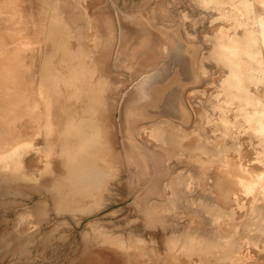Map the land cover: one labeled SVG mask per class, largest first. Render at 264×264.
I'll return each mask as SVG.
<instances>
[{
    "label": "bare ground",
    "instance_id": "6f19581e",
    "mask_svg": "<svg viewBox=\"0 0 264 264\" xmlns=\"http://www.w3.org/2000/svg\"><path fill=\"white\" fill-rule=\"evenodd\" d=\"M86 1H83V3H85ZM163 1H161V3ZM80 3L81 4H79V6L83 5L82 2ZM175 3L176 2H174V4ZM33 4L35 5L34 2ZM40 4L41 5H39L38 7H41L43 12L41 11L39 13V19L37 16L38 14H36L34 11L33 12L36 15L32 14V16H35V18L36 17L37 18L35 19L31 16L34 19V21L38 20L39 24L35 23L34 21L31 22L30 20H29L30 22L28 21V23L33 24L34 22V25L40 26V27L38 26L34 27V29L37 28L39 31L38 30L36 31L32 28V30H34L33 36H35V33L40 32L36 36L38 37L41 36L42 41L46 42V44L48 41L50 45H53L51 47L53 50L50 49L51 52L50 50L49 51L47 50L49 48L45 50L50 52L52 56L57 55V57H59L58 66L52 68L51 65H48V64L49 63L55 64L56 60L54 59V57L51 58L50 53H48L47 56H49L51 59H54V61L51 60L52 62H50L49 61L50 59L44 56L46 60L48 59V61L43 59L45 60L44 61L45 65L42 67L46 69L44 68L42 69V70H45L44 72L40 71L43 73L39 72L40 74H43V75H41L40 77L38 76L39 73L36 74V76H38V78L36 79L34 78L35 75L34 76L31 75V77L34 78V80H31L33 82L38 81L37 79H39L40 77V80L38 81V85L36 86L37 88H34L35 93L33 91V85H32L33 82L29 83L28 81L27 83V84H30V87H31L29 91L30 90L33 91L32 93L35 95V97H37L38 100H40L38 101V104L40 102L41 103L40 107L42 106L41 108L42 110L39 109V112L37 110V112L39 113L38 114L39 118H38V122L36 121L35 123L36 126L32 125L31 127L35 128L34 132L36 135H41L40 137L43 136L42 137L43 139L41 138L43 140V141L41 140L43 142L41 143V146L43 145L44 148L40 149L41 147L40 148L38 147L40 150L38 148L36 149V147H34L35 145L34 146L32 145L33 142L31 143L29 142L30 141L29 138L28 139L26 138L25 139L26 141L23 139L24 141H21L23 143H21L20 141H18L17 143L16 142L13 143L14 142L13 141L11 144L9 143L11 142V139H9L10 137H7L8 135L7 133L6 137L9 140L5 139L6 137L4 138V141L2 137L0 140V175H4L6 178H11V179L24 178L23 164H24V168H27L29 166L31 167L32 166L31 164L34 163V161L30 162L29 163L30 165L27 163V165L29 166H26V162H24L23 160V155L24 153H27L31 149L36 150L37 152H34V150H32L34 152V156L40 155L39 157H41V160L39 157L36 158L37 162L40 161L41 165L44 164L43 168L42 166L40 167L42 170L40 169L41 173L39 174H41V176L43 174L44 176L42 177L46 179L47 177L45 176L47 175L48 177L50 176L49 177L50 181L49 179L48 181L46 179H45L46 181L45 180L42 181L40 180L42 179L41 177L39 178V180L44 182L43 184L45 186H51L52 194L50 193L49 194L52 195L51 198L53 201V204H52L53 211L56 210L57 213L60 211H64V212L74 211L75 213V211L76 212L77 211L88 212L90 210L97 208L100 205L102 195L106 189V185L108 181L112 180L116 176V173L119 170L118 168L120 167L122 168V166H124L130 172V174L133 173L131 177L133 176L134 182L135 180L148 182L147 184H144V186L140 187L142 188V191L135 193V195L137 194L136 195L137 198L135 197L136 199H134L133 202H135L134 204H135V208L137 209V211H139L144 217L143 219L146 223L145 225L154 226V224L164 223L161 214H164L163 209H166V208L165 207L163 208V205H160L161 202H163L162 199L164 198V194H165L164 189H166L167 191L166 193H168L167 196L165 195L167 198V200H165L167 202V209L171 211L175 209L174 210L175 212L177 210L176 203L179 202L185 195L180 189L185 187V190L184 189L183 190L187 191L188 189V192H189L190 188H193V182H192L191 177H187V176L182 177V175L172 176L171 174H170L171 176H169L168 174L169 172L167 171V169L163 168V164H164L163 159H165V157L168 158L170 156H173V157L177 156L175 158L178 159V156L180 157V155L183 154V151L186 152V150L190 149L186 147L193 144L194 148L191 150L192 151L194 150L195 152L191 155L189 154L188 156L189 157L191 156L193 160L192 162H194L193 164H197L199 168L202 170L201 172L202 180H205L204 177L206 173L204 171L208 169L206 168L207 166L205 167V165L209 164V162L213 160L211 165L209 164V166L211 167L214 166V169L212 168L213 169L212 170L213 175L211 178L212 180L210 179L212 182H209L210 184L212 183V185L211 186L209 185V187L212 188V191L210 193L213 194V200L211 201L213 203L212 205H210L201 200L193 202V199L187 200L185 197L184 198L188 202H190V204L191 203L195 204L202 210V212H205L207 214L209 222H211L213 226L214 234L212 235L213 238H207L205 236L199 235L196 233V231H198L196 229L198 228H195L193 226L194 227L193 230H195V233L184 232L183 234H180V235L173 234V236L171 235L170 237L168 236L167 240L165 241L168 246V250L170 252L171 258L175 259V255L179 253V254L184 255L185 259L188 260V263H186L187 260L186 262L183 261L186 264H191L194 261L199 262L200 264H264V0H182V8L184 10V12L181 14L182 20L193 21L195 23L194 25L200 24L206 20L208 26L211 27L210 35H211L212 45H210L211 48L208 54V59L213 62L214 67L216 71L218 72L217 75H219V77L217 76L218 87L215 89L217 93H215L212 96L211 95L208 96L209 103L213 111L212 113L213 115L212 116L210 115L211 116L210 119H206L207 116L205 115L206 117H204V119H206L205 124L208 125L209 127V129L207 127L205 129L210 130L213 136L215 134L217 135L216 136L217 140H215L216 142L211 143V146L213 145L214 152L213 151L211 152L208 149V146L206 145H210V143L209 144L204 143L203 137L200 135L199 132L197 131L191 132L190 130L191 135H187V136L188 137L192 136V134L194 136L192 138L190 137L191 140L185 139L186 136L184 138V134H187L186 133L187 131L185 132L183 130L184 127L178 128L177 127L178 125L176 126L174 124L176 121L175 122L173 121L174 123H172L169 120L173 117H174V120L176 118L177 120H180L181 122H185L189 120L188 112H186L184 108H181L182 104L179 105V101L181 102V100H179L181 99L179 95L182 96L183 94H185V90L188 87H190L193 83L197 82L199 75L200 74L203 75L206 72L204 71L203 66H201L200 64L201 62L198 61V58L195 61L196 52H192V53L189 52L190 53L189 55H185L183 53V50L181 51L182 46L180 47V44H181L180 40L177 39V42H179V45L177 46L174 45L172 47V42L169 40V35H167V33L171 31L170 30L168 31L165 28L164 29L160 28L159 26L155 24L156 18L154 17V13L151 12L152 16L149 19L147 16H144V15L131 14V13L126 12V10L124 12L118 7L117 3H113V5H110L111 7L106 8L107 10H104L102 8L103 6L102 7L98 6L99 5L98 4L97 6L99 8L97 9H100L101 7L104 11L103 10L101 12L99 11L101 14L94 12L96 16H93L92 15L93 10L91 13L90 11L91 9H90L89 11L92 17L91 16L88 17L89 14L87 12H86L88 14V15L86 14L87 16L83 13L84 11L87 10L86 8L87 6L85 5L86 10L85 8L84 9L82 8V11L83 10L84 11L83 12L80 11L82 12V15L78 14L77 5L74 2V0L72 2L67 1V0H40ZM34 5H33V8H37V7H34ZM104 6L107 7L106 5ZM119 6H120V3H119ZM63 7L67 8L66 12H65V9H63ZM27 10L29 11V9ZM194 10L198 11L199 13H197L198 17L196 15L197 18L193 17L192 19L191 11H194ZM31 12H29V14ZM102 12H105V13L102 14ZM94 17L95 18L97 17V18L95 19ZM82 19L84 20L86 19V23H87L86 26H84L85 23L84 24L81 23ZM165 22L168 23L169 21L166 20ZM26 23L27 22H25V24ZM27 26L33 27L32 25H27ZM86 29L91 31L90 39L88 38V43L92 42V45L90 46L88 43L84 44L85 43L84 41H83V44L86 45L85 47L89 46V50H85L84 46L80 44L82 43L81 41L84 39V34L86 33V32L84 33V31ZM24 30L26 33L27 31L26 28H24ZM99 30L100 32H98ZM175 30L176 29H174V31ZM98 33L99 34L102 33V34L98 35ZM27 35L26 37L29 41V38L31 36L28 37L29 35L28 36ZM30 35H32V32ZM70 39H74L77 42L76 44L77 46L74 50H70L71 48L70 44H69L70 48L68 46V41ZM8 40H11V39H8ZM26 40L24 42H26ZM38 40H41V39H37V41ZM28 41H27V44H23V46L21 45L22 49L20 50H23V52L27 51V48L29 49L30 47V46L27 47L29 44H31V43L28 44ZM43 42L39 44L41 45ZM43 44L44 46L46 45L45 43ZM73 44H72V47L74 48ZM2 47L4 49L2 50L0 49V53H3L2 51L5 50L6 48L5 46H2ZM16 47L17 46H15V48ZM29 50H31V48ZM27 53L30 56L29 52ZM31 53H32L31 57H33L34 54L33 52ZM37 55L38 53L36 54V56ZM1 57H4V56L2 55ZM38 58L36 59L37 61H38ZM28 59L30 60L31 58H28ZM41 60H42V57H41ZM47 62L49 63L47 64ZM36 63H39V62H36ZM39 64L36 66H39ZM1 66L2 65H0V67ZM96 66H98L99 69L102 71L100 72V74L102 75H99L97 73L99 75L97 77H95ZM21 67L25 68V66H21ZM38 68L39 70L41 69V67H38ZM8 69L5 66L4 67L2 66L0 69V104L3 103V104L10 105L11 103H13V99L11 96L12 92L10 91V89L18 88L19 90V87H20L19 84L21 83V80L19 78L17 79V77L14 76L15 74L14 75L12 73L10 74V71ZM32 72H36V71H32ZM32 72L31 74H33ZM28 73L26 74L27 80H28V77L30 76L28 75ZM105 74L108 77L109 76H114L113 78L116 77L117 79L115 78V80H117L119 83L118 84L119 86L117 85L118 87L115 88L117 90L119 89V93L116 92L118 93V95L115 94V96L117 95V98L115 99L117 101L115 108L119 112V118H118L119 124L116 126L117 127L116 129H117V133L119 134L121 138L120 146H118L119 151H117L116 148H114V150L112 149L111 145L113 146L115 144V142L113 143V140L116 141V139H114V137H111L113 136L112 135L113 133H111L113 131L109 130V132L111 133L110 135L111 138L110 137L109 138H110V141L112 140L111 141L112 144L109 142V139L106 138L107 136H109V132L106 133L107 132V129H105L106 124H104L105 123L104 121H106V118L103 119L104 121L101 119L102 118L101 112L102 110L106 108V107L104 108V105L106 102L108 103V101L110 100L109 97H111V94H112L111 90L112 91L114 90L113 87H112L113 89L110 87L111 85L109 86V82L107 80L108 78ZM127 74H128V77L131 78L129 81L124 80V77ZM171 75L172 77L170 78ZM212 78L215 79L216 77H212ZM126 82L127 84H125ZM20 89H24V87L21 85ZM15 90L16 89H13V91ZM107 90L111 92L109 94V97L108 95L105 94V91ZM198 91L195 92V94L198 93ZM202 92H200V94H202ZM193 93L194 91L190 90L187 93V96L186 95L185 96L188 97ZM27 94L28 93H26V95ZM104 94L107 96V97L105 96V99L108 98L107 101H104ZM34 95H32V97L30 98H33ZM203 95H204V92H203ZM17 97L19 99V102H22L23 95H21L18 92ZM17 97L15 95V98ZM28 101L33 102L34 104V99L33 101H30V99H28ZM110 101H113V100H110ZM36 102H37V99L35 103ZM188 103L190 104L189 101ZM55 104L59 106L61 104V106L58 109V111L60 110L59 112H61L58 114L63 115L60 117L61 118L64 117V122L61 121V123L63 122L62 123L63 125L62 124L60 125L61 127L59 126L60 124L59 119L61 118L58 115L57 116L59 117L58 119L59 122H56L57 123L56 126L54 125L55 122L54 123L52 122V120L54 119V117H52L54 116L53 111L54 109H56ZM203 105H205V102ZM12 106L14 107L15 105H12ZM53 106H54V109L52 108ZM190 106L189 108L192 111L198 110L196 109L197 107L196 108L194 107L193 109V107L192 106L190 107ZM9 107L8 109L11 110V108ZM14 108L17 110L16 107ZM29 108H33V107H29ZM200 109H202V107H200ZM0 111H2V109H0ZM37 112L35 111L33 113H36L37 115ZM1 113L4 114V112H1ZM108 113L111 114L110 111H108ZM192 113H194L193 115H196L195 112H192ZM202 113L203 112H201V117H202ZM2 114H1V117L4 116ZM50 114H51V118H50ZM110 114L108 115L110 116ZM7 115H9V112H7L5 116ZM57 116H55V118ZM193 117L195 121L196 116H193ZM40 119H42V121ZM21 120L22 122H24L23 120H26V119L24 118ZM34 120H37V118ZM108 120L112 122L111 119H108ZM139 120H147V121L151 120L155 122H152L151 123L152 125L144 124L142 126L141 125L139 126L137 125ZM54 121H56V119ZM199 121L197 122L199 123ZM22 122L21 123L18 122V123L20 125L24 124ZM30 122L31 120H29L28 124ZM101 122H103L105 128L102 127L103 125ZM197 122H196V125H197ZM200 123L204 124V121ZM2 125L0 124V126ZM109 125H111V123ZM109 125L107 123V126ZM18 127L16 128L14 126V128H16L15 134L17 130L19 129ZM27 127L25 126L24 129ZM31 127H28L27 129H25V131H27ZM57 127L60 128V130L59 129L57 130L56 129ZM114 128L115 127L113 125L112 128H108V129L113 130ZM196 128L198 129L199 127H196ZM20 130L18 133H20ZM208 130H207V133H210L208 132ZM115 131L116 130L114 129V132ZM104 132L107 134V136L105 135ZM13 134L14 133L11 134V138ZM203 135L206 136V134H203ZM1 136H2V133H1ZM143 136L145 137L146 140L144 142L145 144L142 142L143 143L142 145L148 146L149 144L151 148H155V149L148 150L149 148L142 146L140 144L141 142H138V139L141 140L144 138ZM5 140L8 141L7 144H5L6 143ZM183 140L187 142L186 144L188 146H185V141ZM188 140L191 143L188 142ZM207 140L208 139L206 138L205 142L211 141L210 139L209 141ZM8 143L10 146L8 145ZM117 143L118 142H116V144ZM29 152L31 153V151ZM35 153L39 155H35ZM204 156H207L206 160H209V162L203 161L205 159ZM53 157H55V159H52ZM203 157L204 159H202ZM50 160H57V165L60 167V169L58 167L60 172H58L59 171L58 169H56L57 171L54 169L55 172H58V173L54 172L52 168H55L56 164L54 163L55 166L51 168V164L54 161L50 163L49 162ZM171 160L172 159H170V161ZM170 161H167V162H170ZM35 164H33V166ZM116 165H118L119 167H117ZM25 170L27 172L30 169L29 170L25 169ZM31 170L33 171V169ZM34 170H38V168ZM178 170L179 169H177V171ZM188 170L189 169H187L186 173L188 172ZM35 172H32V173L38 174L39 170ZM30 173L28 174L29 176L32 177L33 175L32 174L30 175ZM38 175L36 179L40 176ZM188 175H189V172H188ZM35 176L36 175L30 178H31V181L34 180L37 184V181L35 180ZM120 177H121V174H120ZM27 181L28 180L26 181L24 180L23 182L24 185L26 186L30 185L28 184L29 182L31 183V181H28V182ZM21 182L22 181H20L19 183ZM25 182L28 185L25 184ZM35 182H33L34 186L36 185ZM42 182H41V185L40 184L38 185L43 186ZM45 182L51 183V184L47 185V183ZM33 183H31V185ZM124 184L125 185L122 184L121 186L124 187L127 185L126 183ZM118 185L120 187V184ZM123 187L121 188V190L123 189ZM202 187H204L203 189L206 188L204 184L202 185ZM26 188L29 189L28 187ZM126 188H128V186ZM13 191L16 192V190H13ZM128 193H131V192H128ZM132 195L133 194H131V196ZM207 198L208 197H206V200ZM42 199L39 201L40 203L42 202L43 203L38 204V206L40 208V205H42L43 206L42 210H44L43 209L44 206L46 209V205H45L46 202L44 203V200L42 201ZM204 199L205 198H203V200ZM121 200H124V197L123 199L121 198ZM115 201H118V200L115 199ZM154 202H157V205ZM48 203L50 204V202ZM24 204L25 203H23V206ZM123 204L125 205L126 203H123ZM20 206L22 207V205ZM23 209H20V210H23ZM47 209H50V207ZM112 210L113 209H111V211ZM169 210L167 211L169 212ZM24 211L26 210H23V212ZM31 211L32 210H30V213ZM104 212L106 211L104 210ZM169 213H167V215ZM189 213H187V215ZM198 213L197 215H199ZM32 214L35 215V213L33 212ZM18 215H22L20 214V211ZM128 215L131 216L130 214ZM183 215H182V219L184 217ZM34 217L36 216H33L32 218ZM58 217L60 218V216ZM113 218H115V216ZM128 218H126V221L128 220ZM137 218H138V215H137ZM109 219L110 218H108V220ZM175 219H172V220L175 221ZM65 220H67V218H65ZM199 222L196 221L195 224L197 225V223ZM178 223L180 222L178 221ZM134 224L138 226L137 222ZM45 225L47 226V224ZM188 226L190 227V225ZM200 226H199V229H200ZM212 226L210 225V228ZM93 227L94 226L92 225L91 229ZM141 228H143V226H141ZM135 229L138 230L137 228ZM204 229L205 228H203V231ZM148 231H150V229ZM211 232H213V230ZM151 233H153L152 236L156 237L154 235L155 234L154 232H151ZM114 236H117V235H114ZM114 236H109V234L108 235L104 234L103 232H99L98 230V232L94 233V239L96 241L95 240L93 241V242H96L94 244L104 245V246L99 245L100 246L99 248L102 249L103 247L104 251L106 250L104 248L109 249L108 246L112 247L114 251L117 249L115 253L113 250H111L112 248H110L111 250L110 252L113 251L112 253L114 254L113 257L108 256L107 254L108 249L105 251L107 253H103V250H100V249H99L100 251L98 250L96 251L97 247H94V245L89 243V245L91 244L93 246V249H95L96 252L93 251V253H90L91 251L90 252L88 251L90 253L88 254L86 251L87 247L88 249L92 250L91 249L92 247L89 248V245L85 248V251H86L85 252L83 248L87 245L85 244V246L83 245L82 247V250L85 252L83 253V255L84 254H88V255L86 257L82 256L83 258L84 257L85 258L82 259L81 262H79V260L82 257L76 260L78 256L75 259L74 258L70 259L71 262L75 260V261H78L79 264H129V262L131 261H129V257L127 256V253H126L127 250H125L127 249L126 242L122 239L123 237L121 238L120 236L118 237H114ZM161 237H162V232L159 238ZM156 242H160V241H156ZM139 243L141 242L139 241ZM162 243H163V240H162ZM4 245L5 244H3V246ZM129 245H128L129 247L132 246L131 244ZM156 245L158 246L157 243ZM163 246H165V244ZM132 247H134L135 249L136 245L134 246V243H133ZM143 247H145V245L144 246L141 245V248ZM138 248L139 249H136L134 251H139V250L142 251L140 247ZM118 249L122 250L123 254L126 253V257L125 255L122 257L120 256L123 254L117 255ZM129 251L131 253L132 250H129ZM155 251H157L156 248H155ZM139 252H138V255L140 254ZM151 252L152 251L150 248V252L148 253V255H146V257L150 258L149 255H153V252L152 253ZM136 253L137 252H135L134 254ZM141 253H143V251ZM156 253L157 255L154 253L156 255L154 256L157 258L158 252ZM174 253L176 254L174 255ZM143 254H145V251ZM132 255L133 254H131V256ZM138 255L136 256L138 258L140 257L142 260L143 259L142 257L144 255L142 254H140L139 256ZM168 255L166 254L165 258L168 257L170 260L171 258ZM136 256L133 255L134 258ZM178 256H176V258ZM123 257H125V259ZM163 257L161 255L159 259L164 260ZM181 258H183V256H181ZM181 258H179V260H181ZM146 259L147 258H144V260L146 261L144 262L145 264L147 263V261L151 263V261L154 258H151V260L150 259L146 260ZM126 260H128L129 262L127 261L126 263ZM161 260L159 261V263L161 262ZM172 260H171V263H168V261L165 262L166 260L162 262H165L167 264H172L173 263ZM135 261H137V259ZM174 261H175V264L177 263L180 264V261L179 262H176V260ZM67 262L69 263V261ZM132 262L131 264H133ZM140 262H137V264H139Z\"/></svg>",
    "mask_w": 264,
    "mask_h": 264
},
{
    "label": "rangeland",
    "instance_id": "374dc122",
    "mask_svg": "<svg viewBox=\"0 0 264 264\" xmlns=\"http://www.w3.org/2000/svg\"><path fill=\"white\" fill-rule=\"evenodd\" d=\"M39 3H38V2ZM67 1H70V2H72L73 0H67ZM79 1V2H78ZM83 1H86V0H83ZM83 1L82 0H74V2L76 3V5H77V13L78 14H81L82 15V12L84 11H82V8L84 9L86 6V8H87V10H86V8H85V10L86 11H84L83 13L86 15L87 13L89 14V16L88 17H92V15L93 16H96L95 14H94V12L95 13H98V14H101L100 12L104 9V10H107L106 8H109V7H111L110 5H113V3H117V5H118V7L122 10V11H124L125 12V10H126V12H128V13H131V14H140V15H144V16H147L149 19H150V17L152 16V13H154V17L156 18L155 19V24L157 25V26H159L160 28H165V29H167L168 31L170 30L171 32H169V33H167V35H169V40L172 42V47L174 46V45H179V42H177V39L178 40H180V42H181V44H180V47L182 46V48H181V51L183 50V53L185 54V55H189L190 53H192V52H196V55H195V61H196V59L198 58V61L199 62H201L200 64H201V66H203V68H204V71L206 72L205 74H203V75H199V77H198V80H197V82L196 83H193L190 87H188L186 90H185V94H183L182 96H180L179 95V97L181 98V99H179V100H181V102L179 101V105H181V108H184L185 110H186V112H188V114H189V120H187V121H185V122H181L180 120H177L176 118H175V120H174V117L173 118H171V119H173V120H171V119H169L172 123H174L175 121L177 122V121H179V122H175L174 124L178 127V128H183V130L187 133V134H184V138H185V136H186V138L185 139H190L191 140V138L194 136L193 134H192V136H187V135H191V133H190V130H191V132H195V131H197V132H199L200 133V135L203 137V140H204V143H210V145H206V146H208V149L212 152H214V148H213V145L211 146V143H215L216 141L215 140H217V135L215 134L214 136L211 134V132H210V130H208L209 129V127H208V125H206L205 124V121H206V119H210L211 118V116L213 115L212 113H213V111H212V109H211V105H210V103H209V99H208V96H212V95H214L215 93H217V91H215V89L218 87V78H217V76L219 77V75H217L218 74V72L216 71V69H215V67H214V64H213V62L212 61H210L209 59H208V54H209V51H210V48H211V46L210 45H212V41H211V35H210V29H211V27L210 26H208V24H207V21L205 20L204 22H202V23H200V24H196V25H194L195 23L193 22V21H186V20H182L181 18V14L184 12V10H183V8H182V0H128V1H126V0H87L85 3H83ZM114 1V2H113ZM119 1V2H118ZM137 1V2H136ZM161 1H163L162 3H161ZM33 2L35 3V5H37V6H35L34 4H33ZM80 2H82V4L83 5H80L79 6V4H81ZM87 2H88V4H87ZM104 2H106V3H104ZM126 2V3H125ZM135 2V3H134ZM155 2V3H154ZM174 2H176L175 4H174ZM38 3V4H37ZM90 3V4H89ZM95 3V4H94ZM103 3V4H102ZM119 3H120V6H119ZM129 3V4H128ZM134 3V4H133ZM34 5V7H37V8H33V5ZM94 4V5H93ZM99 4V5H98ZM123 4V5H122ZM124 4H126V5H124ZM152 4V5H151ZM156 4V5H155ZM163 4V5H162ZM181 4V5H180ZM39 5H41L40 4V0H0V36H1V38H0V49L2 50V49H4L2 46H5L6 48H5V50L7 51H5V50H3L2 52L3 53H0V65H2L3 67L5 66V67H7V69L10 71V74L12 73L14 76H16L17 77V79L19 78L20 80H21V83L19 84L20 85V87H19V90H18V88H13V89H16L15 91H13V89L11 88L10 89V91L12 92V94H11V96H12V99H13V103H11L10 105H8V104H3V103H1L0 105V109H2V111H0V124L2 125V126H0V140H1V137H2V139H3V141H4V138L6 137V135H7V133H8V135H7V137H10L9 139H11V142H9V143H11L12 144V142L13 143H17L18 141H24L26 138L28 139L29 138V142L31 143V142H33L32 143V145L34 146V147H36V149L39 147H41L40 149H43L44 148V146L42 145L41 146V143H43L42 141V137H40L41 135H36L35 134V132H34V130H35V128H33V127H31L32 125L33 126H36L35 125V123H36V121L38 122V118H39V116H38V112H39V109H41L42 108V106L40 107V102H39V104H38V101H40V100H38V98L37 97H35V95L32 93L33 91H34V88H37L36 86L38 85V81L40 80V77H41V75H43V74H40V73H43L45 70H42L44 67H42V66H44L45 65V57L44 56H46L47 58H49L50 60V62H52V61H54V59L56 60V62H55V64L54 63H52V64H54V65H52V64H50L49 62H47V64L48 65H51V67L52 68H54V67H57L58 66V63H59V57H57V55H54V56H52V54L50 53L51 52V50H53L51 47L53 46V45H50L49 43H48V41H47V44H46V42H43L42 41V38H41V36L40 37H38V36H36V35H38V33H40V32H38V33H35V36H33V31L34 30H38L37 28L36 29H34V27L36 26V25H34V22L35 23H37V24H39V21L38 20H35L34 21V19L33 18H35V16H32V14H34V15H36V14H38L37 16H38V19H39V13L42 11V9H41V7H38ZM86 5V6H85ZM90 5V6H89ZM103 6L102 8L100 7V9H97V8H99L98 6ZM104 5H106L107 7H105ZM132 5H134V6H132ZM155 5V6H154ZM175 5V6H174ZM83 6V7H82ZM93 6H95V7H93ZM132 6V7H131ZM138 6H139V8H138ZM141 6V7H140ZM152 6V7H151ZM93 7V8H92ZM154 7V8H153ZM157 7V8H156ZM166 7V8H165ZM171 7V8H170ZM176 7V8H175ZM169 8V9H168ZM27 9H29V11L27 10ZM63 9H65V12H66V10H67V8H65V7H63ZM91 9V10H90ZM136 9H137V11H136ZM145 9V10H144ZM146 9H148V10H146ZM161 9V10H160ZM79 10V11H78ZM91 11V13H92V10H93V13H92V15H91V13H90V11ZM103 10V11H104ZM128 10V11H127ZM157 10V11H156ZM163 10V11H162ZM182 10V11H181ZM32 11V12H31ZM36 13H34V12ZM37 11V12H36ZM80 11H82V12H80ZM98 11V12H97ZM100 11V12H99ZM147 13H146V12ZM156 11V12H155ZM161 11V12H160ZM173 13H172V12ZM29 12H31L30 14H29ZM43 12V11H42ZM87 12V13H86ZM149 12V13H148ZM152 12V13H151ZM169 12V13H168ZM103 13H105V12H102V14ZM145 13H146V15H145ZM175 13V14H174ZM197 13H199L198 11H196V10H194V11H191V17H192V19H193V17L194 18H197L198 17V14ZM87 14V15H88ZM150 16H149V15ZM168 14V15H167ZM171 14V15H170ZM86 15V16H87ZM196 15H197V17H196ZM33 18H32V17ZM30 17V18H29ZM97 17H98V15H97ZM96 17V18H97ZM166 17H168V18H166ZM180 17V18H179ZM37 18V17H36ZM35 18V19H36ZM95 18V17H94ZM95 18V19H96ZM166 18V19H165ZM1 19H2V21H1ZM32 19V20H31ZM34 21L33 22V24L32 23H28V21ZM165 20H167V21H169L168 23L167 22H163V21ZM29 21V22H30ZM36 21H38V22H36ZM172 21V22H171ZM25 22H27L26 24H25ZM81 23L82 24H84V26H86V19L84 20V19H82L81 20ZM190 23H192V24H190ZM159 24V25H158ZM168 25V27H167V25ZM172 24V25H171ZM27 25H32L33 27H31V26H27ZM38 27H40L39 25H37ZM36 26V27H37ZM170 26V27H169ZM24 28H26V33L29 35H27L26 33H25V30H24ZM32 28L34 29V30H32ZM40 29V28H39ZM99 29V28H98ZM174 29H176L175 31H174ZM32 30V31H31ZM32 32V35H30L31 34V32ZM39 31V30H38ZM86 32V33H85ZM90 32L91 31H89V30H85L84 31V39L81 41L82 43H80V44H82V46H84V49L85 50H89V46L88 47H85L86 45H84V44H87L88 43V38L90 39ZM98 32H100V30L98 31ZM30 33V34H29ZM28 36V37H30L29 38V41H28V39H27V37H26V35ZM100 34H102V33H100ZM99 33H98V35H100ZM4 37H3V36ZM8 35V36H7ZM25 35V36H24ZM88 35H89V37H88ZM187 35H189V36H187ZM177 36H179V37H177ZM190 36H191V38H190ZM6 37V38H5ZM8 37V38H7ZM187 37V38H186ZM189 37V38H188ZM41 39V40H38L37 41V39ZM186 38V39H185ZM7 39V40H6ZM8 39H11V40H8ZM27 39V40H26ZM26 40V42H24ZM31 40V41H30ZM103 40V39H102ZM7 41V42H6ZM27 41H28V44L29 43H31V44H29L27 47H29V49L31 48V50H29L28 48H27V51H24L23 52V50H20V49H22V47H21V45L23 46V44H27ZM43 42V43H45L46 45L44 46V44L42 43L41 45L39 44V43H41V42ZM74 39H70L69 41H68V46H69V48H70V45H71V48H70V50H74L75 48H76V44H77V42L75 41ZM83 41L85 42L84 44H83ZM183 41V42H182ZM4 44H3V43ZM38 42V43H37ZM50 42V41H49ZM73 42H74V44H73ZM188 42V43H187ZM19 43V44H18ZM52 43V42H51ZM6 44H7V46H6ZM16 44H18V45H16ZM39 44V45H38ZM50 46H49V45ZM70 44V45H69ZM72 44H73V46H74V48L72 47ZM90 46L92 45V42H89L88 43ZM191 44V45H190ZM15 46H17L16 48H15ZM38 46V47H37ZM40 46H41V48H40ZM44 46V47H43ZM49 46V47H48ZM187 47V48H186ZM47 48H49V49H47ZM193 48V49H192ZM37 49V50H36ZM38 49H39V51H38ZM45 49H47L48 51L50 50V52H48V51H46ZM34 50H36V51H34ZM42 50H44V51H42ZM187 50V51H186ZM197 50V51H196ZM27 52H29V54H30V56L28 55V53ZM31 52H33V57H31L32 56V53ZM40 52V53H39ZM44 52V53H43ZM47 52V53H46ZM190 52V53H189ZM38 53V57L40 58H38L37 56H36V54ZM48 53H50V57L52 58V57H54V59H51L49 56H47L48 55ZM182 53V52H181ZM8 54H10V55H8ZM4 56V57H1V56ZM6 55V56H5ZM22 55H24V56H22ZM28 57H27V56ZM10 56V57H9ZM199 56H200V58H199ZM7 57H9V58H7ZM22 57V58H21ZM35 57V58H34ZM41 57H42V60H41ZM20 58V59H19ZM28 58H31L30 60L28 59ZM38 58V61L36 60ZM19 59V60H18ZM25 59H27V60H25ZM43 59H45V60H43ZM94 59H95V57H94ZM32 60V61H31ZM35 60V61H34ZM52 60V61H51ZM26 61V62H25ZM29 61V62H28ZM34 61V62H33ZM43 62V63H41V62ZM46 61H48V59L46 60ZM9 64H8V63ZM36 62H39V63H36ZM32 63V64H31ZM33 63H34V65H33ZM24 64H26V65H24ZM31 66H29V65ZM39 64V66H36V65H38ZM47 64H46V66H47ZM1 66V67H2ZM11 66V67H10ZM21 66H25V68L24 67H21ZM1 67H0V69H1ZM33 67V68H32ZM38 67H41V69L39 70V68ZM18 68H20V69H18ZM36 68V69H35ZM44 69H46V68H44ZM100 70L99 69V67L98 66H96V70H95V77H97V76H99V75H102V74H100V72H102L101 70L100 71H98V70ZM13 70V71H12ZM23 72H22V71ZM26 70V71H25ZM12 71V72H11ZM28 71H29V73H28ZM32 71H36V72H32ZM40 71H43V72H40ZM31 72L33 73V74H31ZM40 72V73H39ZM28 73V75H30L29 77H28V80L26 79L27 78V74ZM39 73V74H38ZM99 75H98V74ZM3 74H5V73H3ZM36 74H38V76H40L39 77V79H37L38 81H31V80H34V78L36 79V78H38V76H36ZM21 75V76H20ZM31 75H35L34 76V78L33 77H31ZM106 75V74H105ZM103 76H104V74H103ZM107 76V75H106ZM105 76V77H106ZM114 76H107V80H108V82H109V86L112 88H114V90H115V92H114V90L112 91L111 90V92H112V94H111V97H109V94L111 93L110 91H105V94L106 95H108V97L110 98V100H113V101H108V103L106 102H104L105 103V105H104V110L105 111H110L111 112V114L110 113H108V111L107 112H105L104 110H102V115H101V119L103 120V119H105L106 118V121H104L105 123L104 124H106L105 125V127H104V124H103V122H101L102 123V127H104L105 129H107V132H106V130H105V132L106 133H108L109 132V130L110 131H113V132H111V133H113L112 135L113 136H111V137H114V139H116V141H114L113 140V143L115 142V144L112 146L111 144H112V140L110 141V135H111V133L109 132V136H107V134L105 133V135L107 136L106 138H108L109 139V142L111 143H109L110 145H111V147H112V149L114 150V148H116L117 149V151H119V147L118 146H120V143H121V138H120V136H119V134L117 133V125L119 124L118 122V118H119V112H118V110L115 108L116 107V103H117V101L115 100L116 98H117V95H118V93H119V89L117 90V89H115V88H117L119 85V83H118V81L117 80H115V78H113ZM172 77V75L170 76V78ZM212 77H216L215 79L214 78H212ZM32 78V79H31ZM203 78V79H202ZM117 79V78H116ZM131 78H129L128 77V74L127 75H125V77H124V80L125 81H129ZM133 79V78H132ZM214 79V80H213ZM115 80V81H114ZM212 80H213V82H212ZM28 81H29V83L30 82H33L32 83V85H33V91H29V89L31 88L30 87V84H27L28 83ZM201 81V82H200ZM25 82V83H24ZM26 86H24V85ZM125 84H127V82L125 83ZM213 84V85H212ZM18 85V84H17ZM21 85L24 87V89H20L21 88ZM28 85H29V87H28ZM35 85V86H34ZM118 85V86H117ZM124 85V84H123ZM18 87V86H17ZM206 87V88H205ZM27 88V89H26ZM110 88V89H111ZM112 88V89H113ZM197 89V90H196ZM206 89V90H205ZM194 91V93L193 94H191L190 96H188V97H186L187 96V93L189 92V91ZM199 90V91H198ZM204 92V95H203V92ZM206 91V93H205V91ZM187 91V92H186ZM198 91V93H196L195 94V92H197ZM18 92L21 94V95H23V100H22V102H19V99H18ZM30 92H31V94H30ZM107 92V93H106ZM116 92H118V93H116ZM184 92V91H183ZM182 92V93H183ZM200 92H202V94H200ZM13 93H15V94H13ZM26 93H28L27 95H26ZM34 93H35V91H34ZM104 94V101H107L108 100V98H106L105 99V95ZM115 94H117L116 96H115ZM199 94V95H198ZM15 95H16V97L17 98H15ZM31 95V96H30ZM32 95H34V97L33 98H30V97H32ZM186 95V96H185ZM193 95H194V97H193ZM29 96V97H28ZM185 96V97H184ZM205 96H206V98H205ZM14 97V98H13ZM24 97H26V98H24ZM107 97V96H106ZM189 97H191V98H189ZM112 98V99H111ZM114 98V99H113ZM184 98V99H183ZM187 98H188V100H187ZM18 99V100H17ZM28 99H30V101H33V99H34V104H33V102H29L28 101ZM32 99V100H31ZM36 99H37V102L35 103V101H36ZM208 101H207V100ZM26 102H25V101ZM183 100V101H182ZM192 100V101H191ZM116 101V102H115ZM188 101L190 102V104L188 103ZM203 101V102H202ZM112 102V103H111ZM204 102H205V105H203L204 104ZM23 103H24V105H23ZM33 105H32V104ZM187 103V104H186ZM3 104V105H2ZM27 104V105H26ZM113 104H114V106H113ZM185 104V105H184ZM189 104V105H188ZM201 104V105H200ZM12 105H15L14 107H16L17 108V110H18V112H17V110L12 106ZM26 105V106H25ZM29 105V106H28ZM108 105V106H107ZM192 106L193 107V109H194V107L196 108V109H198V110H200V111H198V110H194V111H192L190 108H189V106ZM208 105V106H207ZM9 106H11V107H9ZM18 106V107H17ZM60 106H61V104H60ZM59 105H57V104H55V108L56 109H54V106L52 107L53 109H54V116H52V117H54V119L52 120V122L54 123L55 122V126H56V122H59L58 121V119H59V117L60 116H63V115H59L58 113H61V112H59L58 111V109H59V107H60ZM186 106V107H185ZM188 106V107H187ZM190 106V107H191ZM203 106H205V107H203ZM4 107V108H3ZM5 107H7V108H5ZM8 107L9 108H11V110L10 109H8ZM27 107V108H26ZM29 107H33V108H35V109H33V108H29ZM200 107H202V109H200ZM38 108V109H37ZM25 109V110H24ZM34 110V111H33ZM37 110H38V112H37ZM42 110V109H41ZM41 110H40V112H41ZM52 110V109H51ZM37 112V115H36V113H33V112ZM116 111V112H115ZM1 112H4V114H2ZM7 112H9V115H7V116H5L6 114H7ZM17 112V113H16ZM52 112V111H51ZM104 112V113H103ZM192 112H195V114L196 115H193L194 113H192ZM201 112H203L202 113V117H201ZM207 112V113H206ZM32 113V114H31ZM100 113V114H101ZM107 113V114H106ZM200 113V114H199ZM209 113V114H208ZM1 114L2 115H4V116H2L1 117ZM27 114V115H26ZM52 114V113H51ZM51 114H50V118H51ZM56 114V115H55ZM108 114H110V116L108 115ZM203 114H204V116H203ZM38 116V117H36V116ZM59 117H58V116ZM99 115V114H98ZM207 117H206V116ZM211 115V116H210ZM55 116H57L56 118H55ZM106 116V117H105ZM193 116H196L195 117V121H194V117ZM198 116V117H197ZM209 116V117H208ZM4 117V118H3ZM100 117V116H99ZM201 117V118H200ZM204 117H206V119H204ZM6 118V119H5ZM26 119V120H23L24 122H22V120L21 119ZM28 118H29V120H31V124L29 123L28 124V122H29V120H28ZM37 118V120H34V119H36ZM61 118V117H60ZM115 118H116V120H115ZM193 118V119H192ZM200 118V119H199ZM9 119V120H8ZM56 119V121H54ZM61 119H63V120H61ZM61 119H59L60 120V124H59V126L64 122V117H62ZM100 119V120H101ZM108 119H111V121L112 122H110V120H108ZM197 119V120H196ZM204 121V124L203 123H200V122H203L202 120ZM18 120V121H17ZM41 121H42V119H40ZM192 120V121H191ZM200 120V121H199ZM6 121V122H5ZM33 121H35V122H33ZM61 121H63L62 123H61ZM107 121H109L110 123H111V125H109L110 123L109 122H107ZM114 121H115V123H114ZM117 121V122H116ZM145 121V122H144ZM174 121V122H173ZM197 121H199V123L197 122ZM24 123V124H19V123ZM108 123V125L109 126H107V123ZM152 122H155V121H151V120H149V121H147V120H139V122H138V124L137 125H144V124H146V125H152L151 123ZM196 122H197V125H199V126H197L196 125ZM40 123V122H39ZM117 123V124H116ZM194 123V124H193ZM28 124V125H27ZM114 125V129L116 130L115 132H114V129L113 130H111V129H108V128H112L113 127V125ZM173 124V125H174ZM24 125V126H23ZM63 125V124H62ZM145 125V126H146ZM196 125V126H195ZM203 125V126H202ZM14 126L17 128L18 126V130H17V132H16V134H15V131H16V128H14ZM23 126V127H22ZM31 127V128H29L27 131H25V129H27V128H25L24 129V127ZM58 126V125H57ZM110 126H112V127H110ZM180 126V127H179ZM191 126H192V128H191ZM193 126H195V127H193ZM1 127H3V128H1ZM21 127H22V129H21ZM61 127V126H60ZM196 127H199L198 129L196 128ZM203 127V128H202ZM208 128L207 130H208V132H210V133H207V130L205 129V128ZM21 129V130H20ZM57 130L59 129L60 130V128H56ZM185 129H187V130H185ZM189 129V130H188ZM201 129V130H200ZM2 130V131H1ZM19 130H20V133H18L19 132ZM23 130V131H22ZM198 130H200V131H198ZM1 133H2V136H1ZM12 133H14L13 134V136H12V138H11V134ZM22 133V134H21ZM116 133V134H115ZM18 134V135H17ZM195 134V133H194ZM203 134H206V136L205 135H203ZM211 135V136H210ZM54 136V135H53ZM7 137L5 138V139H7ZM110 137V138H109ZM144 137V136H143ZM191 137V138H190ZM42 138V139H41ZM54 138V137H53ZM53 138H51V139H53ZM205 138V139H204ZM206 138L208 139L207 141H209V139L211 140V141H209V142H205V140H206ZM9 139H7V140H9ZM24 139V140H23ZM213 139V140H212ZM42 140V141H41ZM45 140V139H44ZM140 139H138V142H141L140 144L142 145L144 142H145V137L143 138V139H141L140 141H139ZM194 140V139H193ZM26 141V140H25ZM108 141V140H107ZM183 141H185V140H183ZM5 144H7V142L8 141H6L5 140ZM44 142H46V141H44ZM116 142H118L117 144H116ZM143 142V143H142ZM188 142H190L189 140H188ZM193 142V141H192ZM9 143H8V145H9ZM21 143H23V142H21ZM187 142L185 141V146H188L187 144H186ZM191 143V142H190ZM190 143H189V145H190ZM119 144V145H118ZM145 144V143H144ZM183 144H184V142H183ZM194 144H196V143H194ZM45 145V144H44ZM122 145V144H121ZM10 146V145H9ZM142 146H144V147H147V148H149L148 150H151V149H155V148H151V146L148 144V146H145V145H142ZM192 146V147H191ZM33 147V148H34ZM38 148V149H39ZM186 148H190V149H188V150H186V152H184L183 151V154H181L180 155V157L178 156V159L177 158H175V157H177V156H170V157H168V158H166L165 157V159H163V168L164 169H167V171L169 172L168 174H169V176H178V175H182V177H185V176H187V177H191L192 178V182H193V188H190V190H189V192H188V189H187V191H184L185 190V187L184 188H181L180 190H182V192L185 194L184 195V197L187 199V200H191V199H193V202L194 201H203V202H206V203H208V204H210V205H212V203L213 202H211L212 200H213V194L212 193H210L211 191H212V188L211 187H209V185L211 186L212 185V183L210 184L209 182H212L211 180V178H212V175H213V169H214V166H209V164L211 165V163L213 162V160H211L210 162H209V160H206V157L207 156H204L205 157V159H204V157L202 158V159H204L203 161H206V162H209V164H207V165H205V167L206 168H208V169H206V171L208 172H206V171H204L206 174H205V177H204V179L205 180H202V177H201V172H202V170L199 168V166L197 165V164H193L194 162H192L193 160H192V158H191V156L189 157L188 155L190 154H193L195 151L193 150H191V149H193L194 147H193V144L192 145H190V146H188V147H186ZM39 149V150H40ZM32 150H34V149H31V150H29V151H31V153L29 152H27V153H24V155H23V160H24V162H26V166H29L30 164V162H32V161H34V163H32L31 165V167L29 166V167H27V168H24V164H23V174H24V178H20V179H11V178H6L4 175H0V264H67L68 262L67 261H69V263L68 264H79V262H81V260L82 259H84L88 254H90V253H93V251L94 252H96L97 250L98 251H100V250H103V247H102V249L101 248H99L100 246H104V245H102V244H94V243H96V242H93L95 239H94V233L95 232H98V230H99V232H103L104 234H109V236H114V235H117V236H114V237H118V236H120L125 242H126V244H127V249H125V250H127L126 251V253H127V256L129 257V261H131L132 262V260H133V264H137V262H140V260H141V258L139 257H137L136 255H138V252L140 251H134V250H136V249H139L138 247H140V249H142V251H143V253H144V251H145V254H143V253H141L142 251H140L139 253L140 254H142V255H144L142 258V260H141V262L139 263V264H142V263H144V262H146L145 260H144V258H147L148 260L150 259L151 260V258H154L152 261H151V263L152 264H164L165 262H167L168 261V263H171V260L172 259H174V258H171V256H170V252H169V250H168V246H167V244H166V241L165 240H167V238H168V236L170 237V235L171 236H173V234H183L184 232H190V233H195V230H193L194 229V227L195 228H198V229H196V230H198V231H196V233L197 234H199V235H202V236H205V237H207V238H213V234H214V229H213V226H212V224H211V222H209V219H208V216H207V214L205 213V212H202V210L198 207V206H196L195 204H190V202H188L184 197L179 201V202H177L176 203V211L174 212V210L175 209H173L172 211L171 210H169V209H167V202L165 201V200H167V198H166V196L168 195V193H166L167 191H166V189H164V192H165V194H164V200L162 199V201L163 202H161V204L160 205H163V208L165 207L166 209H163V213L164 214H161L162 215V218H163V221H164V223L163 224H154V226H147V225H145L146 223H145V221H144V217L142 216V214L139 212V211H137V209L135 208V202H133V200L134 199H136L137 198V194L135 195V193L137 192H140V191H142V188H140V187H142V186H144V184H147L148 182H144V181H140V180H135V182H134V180H133V176L131 177V175L133 174H130V172L127 170V168L126 167H124V166H122V165H120V166H122V168L120 167V168H118L119 170L117 171V173H116V176L112 179V180H110V181H108V183H107V185H106V189H105V191L103 192V195H102V199H101V202H100V205L97 207V208H95V209H93V210H90V211H88V212H79V211H75V213H74V211H69V212H64V211H60V212H58L57 213V211L56 210H54L53 211V208H52V204H53V201H52V198H51V196L52 195H50V194H52L51 192V186H45L43 183L44 182H42V181H44L46 178H43L42 176H44L43 174H42V176H41V174H39V173H41L40 171L42 170L40 167L42 166V168H43V165L44 164H42L41 165V162L39 161V162H37V160H36V158H38L40 155V152H39V154H37V153H35V155H39V156H34V152H37L36 150H34V152L32 151ZM185 150V149H184ZM33 152V153H32ZM29 154V155H28ZM30 154H32V155H30ZM27 155V156H26ZM188 156V157H187ZM35 158V159H33V158ZM40 158V160H41V157H39ZM182 158V159H181ZM185 158V159H184ZM187 158H189V159H187ZM31 159H33V160H31ZM52 159H55V157H53ZM170 159H172L171 161H170ZM175 159V160H174ZM179 159H180V161H179ZM173 160H174V162H173ZM37 163H36V162ZM52 161H54L52 164H56V166H57V168H56V166H55V164L54 165H52L51 164V168L52 167H54L55 166V168H52L53 170L55 169H58V165H57V160H50L49 162L51 163ZM167 161H170V162H167ZM166 162V163H165ZM176 162V163H175ZM178 162H179V164H178ZM191 162V163H190ZM27 163L29 164V165H27ZM37 165H36V164ZM43 163H45V162H43ZM190 163V164H189ZM33 164H35L34 166H33ZM167 164V165H166ZM179 165V166H178ZM39 166V167H38ZM117 167H119L118 165H116ZM177 166V167H176ZM198 166V167H197ZM173 167V168H172ZM190 167V168H189ZM196 167V168H195ZM36 168H38V170H39V172H38V174L40 175H38V174H35V173H37V172H35V171H38V170H34V169H36ZM184 169V170H182V169ZM213 168V169H212ZM25 169H30L29 171H27L26 172V170ZM31 169H33V171L31 170ZM41 169V170H40ZM59 169H60V167H59ZM58 169V170H59ZM177 171V169H181L180 171L178 170L177 172L175 171V170ZM187 169H189L188 170V172H189V175H188V172L186 173V171H187ZM190 169H192V170H190ZM55 170H54V172H55ZM126 172H125V171ZM57 171V170H56ZM184 171V172H183ZM31 172V173H30ZM32 172H35V173H32ZM58 172H60V170L58 171ZM58 172H55V173H58ZM176 172V173H175ZM182 172V173H181ZM28 173H30V175L32 174L33 176L32 177H34V175H36L35 176V180L37 181V184H36V182L34 181V180H32L31 181V176H29V174ZM123 173V174H122ZM212 173V174H211ZM120 174H121V177H120ZM125 174V175H124ZM171 174V175H170ZM173 174H175V175H173ZM37 175L39 176L37 179H36V177H37ZM124 178H123V177ZM127 176V177H126ZM31 177V178H30ZM42 178V179H40V180H42V181H40L39 180V178ZM45 177H47V181H48V179H49V181H50V176L48 177V175L47 176H45ZM2 178V179H1ZM28 178V179H27ZM199 178V179H198ZM22 179V180H21ZM26 181V180H28V181H31V183H33V182H35V186H34V183L31 185V183L29 182L28 184H30V185H28L26 182H25V184H27L28 186H26V185H24V180ZM126 179V180H125ZM211 179V180H210ZM39 180V181H38ZM45 180V181H46ZM208 180V181H207ZM20 181H22L21 183H19ZM27 181V182H28ZM206 181V182H205ZM40 182V183H39ZM41 182H42V185L44 186H40L41 185ZM123 185H125L124 183H126L127 185L126 186H121L122 184ZM205 182V183H204ZM45 183H47V182H45ZM138 183V184H137ZM38 184H40V185H38ZM49 184H51V183H47V185H49ZM118 184H120V187H119V185ZM199 184H200V186H199ZM204 184L205 186H206V188L205 189H203L204 187H202V185ZM133 185V186H132ZM140 185V186H139ZM28 187L29 189H27L26 187ZM30 186V187H29ZM128 186V188H126ZM208 186V187H207ZM25 188V190H24V188ZM49 187V188H48ZM123 187V189H124V191H123V189L121 190V188ZM135 189H134V188ZM31 188V189H30ZM198 188H199V190H198ZM203 189V190H201V189ZM16 190V192H14L13 190ZM50 191H49V190ZM118 189V190H117ZM125 189H127V190H125ZM130 189V190H129ZM184 189V190H183ZM192 189V190H191ZM19 190H21V191H19ZM121 190V191H120ZM210 190V191H209ZM126 191H128V192H131V193H128V192H126ZM206 191V192H205ZM45 192V193H44ZM121 192V193H120ZM191 192H193V193H191ZM37 193V194H36ZM50 193V194H49ZM125 193H126V195H125ZM196 193V194H195ZM205 193V194H204ZM39 194V195H38ZM46 194V195H45ZM121 194V195H120ZM128 194V195H127ZM131 194H133L132 196H131ZM43 195V196H42ZM166 195V196H165ZM134 196V197H133ZM47 197H48V199H47ZM123 197H124V200H121V198L123 199ZM136 197V198H135ZM206 197H208L207 198V200H206ZM43 198V199H42ZM203 198H205L204 200H203ZM212 198V199H211ZM31 199H32V201H31ZM42 199V201L44 200V203H45V205H46V209H45V206H44V210H42V205H40V208H39V206H38V204H42V203H40V201L39 200H41ZM115 199H117L118 201H115ZM184 199H185V201H184ZM34 200V201H33ZM46 200V201H45ZM47 200H48V202H50V204L47 202ZM50 200V201H49ZM113 200H114V202H113ZM119 200H121V201H119ZM36 201H37V203H36ZM39 201V202H38ZM36 203V205H35V203ZM120 202V203H119ZM23 203H25L24 204V206H23ZM109 203V204H108ZM123 203H126L125 205L123 204ZM156 205H157V202H154ZM19 206H18V205ZM34 204V205H33ZM107 204V205H106ZM112 204V205H111ZM115 204V205H114ZM119 204V205H118ZM128 204V205H127ZM20 205H22V207L20 206ZM49 205V206H48ZM51 205V206H50ZM104 205H106V206H104ZM166 205V206H165ZM27 206V207H26ZM29 206V207H28ZM113 206V207H112ZM131 206V207H130ZM21 207V208H20ZM32 207V208H31ZM50 207V209H47V208H49ZM126 207V208H125ZM185 207V208H184ZM188 207V208H187ZM18 208V209H17ZM24 208V209H23ZM110 208V209H109ZM182 208V209H181ZM200 210H198V209ZM20 209H23V210H26V211H24L23 212V210H20ZM32 210L31 211V213H30V210ZM111 209H113L112 211H111ZM135 209V210H134ZM179 209H181V210H179ZM185 209V210H184ZM15 210H19L20 211V214H22V215H18L19 214V211L17 212V211H15ZM41 210V211H40ZM104 210L106 211V212H104ZM129 210V211H128ZM167 210H169V212H171V213H169ZM195 212H193V211ZM22 211V212H21ZM35 211V212H34ZM39 211H40V213H39ZM43 211H44V213H43ZM102 211V212H101ZM123 211V212H122ZM125 211H127V212H125ZM169 213L168 215H167V213ZM192 211V212H191ZM32 212L33 213H35V215H33L32 214ZM64 212V213H63ZM190 212V213H189ZM198 212H200V213H198ZM42 213V214H41ZM105 213V214H104ZM125 213V214H124ZM132 213H134V214H132ZM182 213V214H181ZM187 213H189L188 215H187ZM194 215H193V214ZM197 213L199 214V215H197ZM31 214H32V216H31ZM40 214V215H39ZM48 216H47V215ZM60 214V215H59ZM90 214V215H89ZM102 214V215H101ZM118 214V215H117ZM128 214H132L131 216H129ZM173 214V215H172ZM184 214V215H183ZM186 214V215H185ZM17 215H18V217H17ZM42 215V216H41ZM46 215V216H45ZM54 215V216H53ZM99 215H100V217H99ZM129 216V218H128V216ZM137 215H138V218H139V220H138V218H137ZM179 215H180V217H179ZM182 215L184 216L183 217V219H182ZM33 216H36V217H34V218H32ZM51 216V217H50ZM58 216H60V218L58 217ZM96 216V217H95ZM98 216V217H97ZM111 216V217H110ZM115 216V218H113ZM134 216V217H133ZM141 216V217H140ZM187 218H186V217ZM199 216V217H198ZM43 217V218H42ZM46 217V218H45ZM59 219H58V218ZM62 217H63V219H62ZM87 217V218H86ZM93 217V218H92ZM95 217V218H94ZM106 217V218H105ZM121 217V218H120ZM125 217V218H124ZM132 217V218H131ZM191 217H193V218H191ZM195 217H196V219H195ZM197 217H198V219H197ZM65 218H67V220H65ZM102 220H100V219ZM106 220H105V219ZM108 218H110L109 220H108ZM124 218V219H123ZM126 218H128V220L126 221ZM176 218V219H175ZM190 218V219H189ZM200 218V219H199ZM202 218V219H201ZM51 219V220H50ZM61 219V220H60ZM69 219V220H68ZM84 219V220H83ZM88 219V220H87ZM117 219H118V221H117ZM140 219H141V221H140ZM167 219V220H166ZM170 219H171V221H170ZM172 219H175V221H173ZM180 219H182V220H180ZM188 219V220H187ZM115 220V221H114ZM135 220V221H134ZM190 220V221H189ZM194 221V223H193V221ZM197 222H199V223H197V225L195 224L196 223V221ZM57 221V222H56ZM72 223H71V222ZM85 221H86V223H85ZM118 223H117V222ZM144 221V222H143ZM170 223H169V222ZM177 221V222H176ZM178 221L180 222V223H178ZM183 221V222H182ZM202 221V222H201ZM34 222V223H33ZM36 222V223H35ZM110 222V223H109ZM114 222V223H113ZM116 222V223H115ZM137 222V224H138V226L136 225V224H134V223H136ZM139 222V223H138ZM142 222V223H141ZM173 222V223H172ZM183 224H182V223ZM51 223H53V224H50ZM55 223V224H54ZM98 223V224H97ZM192 224V226H191V224ZM35 224V225H34ZM45 224H47V226L45 225ZM49 224V225H48ZM81 224V225H80ZM97 224V225H96ZM168 224V225H167ZM180 224V225H179ZM182 224V225H181ZM194 224V225H193ZM202 224V225H201ZM31 225V226H30ZM33 225H34V227H33ZM80 225V226H79ZM92 225L94 226L92 229H94V230H92L91 229V227H92ZM128 225V226H127ZM136 225V226H135ZM158 225V226H157ZM170 225V226H169ZM173 225V226H172ZM176 225H177V227H176ZM188 225H190V227L188 226ZM197 227H196V226ZM202 227H201V226ZM209 225V226H208ZM210 225L212 226L211 228H210ZM35 226H36V228H35ZM37 226H38V228H37ZM44 226V227H43ZM51 226V227H50ZM86 226V227H85ZM127 226V227H126ZM141 226H143V228H141ZM169 226V227H168ZM180 226V227H179ZM188 226V227H187ZM194 226V227H193ZM199 226H200V229H199ZM33 227V228H32ZM122 227V228H121ZM129 227V228H128ZM151 227H153V228H151ZM158 227H159V229H158ZM164 227V228H163ZM166 227V228H165ZM209 229H208V228ZM119 228V229H118ZM135 228H137L138 230H136ZM147 228V229H146ZM163 228V229H162ZM187 228H188V230H187ZM203 228H205L204 229V231H203ZM24 231H23V230ZM34 229V230H33ZM39 229V230H38ZM144 229V230H143ZM150 229V231L151 232H154L155 234V236L156 237H154V236H152L153 235V233H151L150 231H148ZM181 229V230H180ZM207 229V230H206ZM72 232H71V231ZM129 230V231H128ZM140 230V231H139ZM147 230V231H146ZM187 230V231H186ZM190 230V231H189ZM213 230V232H211ZM67 231V232H66ZM94 231V232H93ZM158 231V232H157ZM162 232V237L161 238H159L160 237V235H161V232ZM192 231V232H191ZM65 232V233H64ZM145 232H147V233H145ZM160 232V233H159ZM68 233V234H67ZM81 233V234H80ZM121 233H122V235H121ZM145 233V234H144ZM66 234V235H65ZM87 234H88V236H87ZM92 234V235H91ZM151 234V235H150ZM127 235V236H126ZM144 235H146V236H144ZM148 235V236H147ZM133 236V237H132ZM144 236V237H143ZM87 237V238H86ZM89 237H90V239H89ZM92 238V239H91ZM88 239V240H87ZM133 241H131V240ZM143 239H145V240H143ZM156 239V240H155ZM163 240V243H162V240ZM91 240H92V242H91ZM129 240H130V242H129ZM87 241H89V242H87ZM96 241V240H95ZM139 241L141 242V243H139ZM156 241H160V242H156ZM83 242V243H82ZM89 243H91L92 245H94V247H97L96 248V251H95V249H93V246L90 244L89 245ZM133 243H134V246L136 245V247H135V249H134V247H132L133 246ZM156 243L158 244V246L156 245ZM160 243H161V245H160ZM3 244H5L4 246H3ZM85 244H87L86 246H85ZM129 244H131L132 246L131 247H129L130 245ZM139 244H140V246H139ZM165 244V246H166V248H165V246H163ZM83 245L85 246V247H83ZM89 245V248L90 247H92L91 249L92 250H90V249H88V246ZM100 245V246H99ZM129 245V246H128ZM138 245V246H137ZM141 245H145V247H143V248H141ZM147 245V246H146ZM151 245V246H150ZM160 245V246H159ZM108 246V245H107ZM157 246V247H156ZM82 247L84 248V251H85V248L87 247V249H86V251H87V253L88 254H84L83 255V253H85L83 250H82ZM105 247H106V245H105ZM109 247V249L108 248H104V249H108V253L107 252H105L104 250H103V253H107L108 254V256L109 257H113L114 256V254H112L113 253V248L112 247H110V246H108ZM154 247V248H153ZM158 247H160V248H158ZM162 247V248H161ZM164 247V248H163ZM110 248H112L111 250H113L112 252H110L111 250H110ZM150 248H151V251L153 252V255H149L150 256V258H148V257H146V255H148V253L150 252ZM155 248H156V250L157 251H155ZM100 249V250H99ZM116 249V248H115ZM145 249H147V250H145ZM149 249V250H148ZM158 249H160V250H158ZM162 249V250H161ZM129 250H132L134 253L135 252H137L136 254H134L132 251H131V253H130V251ZM90 253H89V252ZM116 251H117V249L114 251L115 253H116ZM124 251V250H123ZM148 251V252H147ZM164 251V252H163ZM119 252V253H118ZM118 252H117V255L119 254H123V252H122V250H119L118 249ZM122 252V253H121ZM125 252V251H124ZM151 252V253H152ZM156 252H158V256H157V258H158V260H157V258L155 257L156 255H157V253ZM81 253V254H80ZM112 255H111V254ZM126 253H124L123 255H120L121 257L122 256H124L125 255V257H126ZM150 253V254H151ZM156 255H155V254ZM161 253V254H160ZM168 255V253H169V257L171 258L170 260H169V258L168 257H166V258H168V259H166L165 258V255ZM129 254V255H128ZM131 254H133V255H135L136 257L134 258L133 257V255L131 256ZM139 254V255H140ZM176 253H174V255H175ZM179 254V253H178ZM178 254L177 255H175V259L174 260H176V262H179L180 261V264H184L185 262H186V260L187 259H185V256L184 255H182V254H179V256H178ZM116 255V254H115ZM138 255V256H139ZM155 255V256H154ZM161 255H162V257H163V255H164V257H163V259L164 260H161V259H159V257H161ZM53 256V257H52ZM78 256V257H77ZM82 256H85L84 258L82 257ZM176 256H178L177 258H176ZM181 256H183V258H181ZM77 257V258H76ZM82 257V258H81ZM125 257H123L124 259H125ZM72 258H76V260H78V259H80L79 260V262L78 261H72L71 262V260L70 259H72ZM134 258V259H133ZM156 258V259H155ZM179 258H181V260H179ZM137 259V261H135ZM138 259H139V261H138ZM146 259V260H147ZM177 259H178V261H177ZM184 259V260H183ZM161 260V262L159 263V261ZM166 260V261H165ZM174 260H172V264H175V261ZM193 260V259H192ZM127 261L128 260H126V263H127ZM128 261V262H129ZM158 263H157V262ZM162 261H165V262H162ZM183 261H185V262H183ZM194 261V260H193ZM131 262H129V264H131ZM147 263H149V264H151L150 262H148L147 261ZM146 263V264H147ZM186 263H188V260H187V262ZM185 263V264H186ZM198 264L199 262H192L191 264ZM145 264V263H144ZM165 264H167V263H165ZM177 264H179V263H177ZM200 264V263H199Z\"/></svg>",
    "mask_w": 264,
    "mask_h": 264
}]
</instances>
